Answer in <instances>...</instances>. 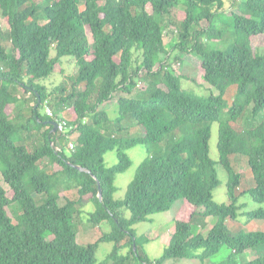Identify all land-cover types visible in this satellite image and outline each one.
Wrapping results in <instances>:
<instances>
[{
    "label": "trees",
    "instance_id": "16d2710c",
    "mask_svg": "<svg viewBox=\"0 0 264 264\" xmlns=\"http://www.w3.org/2000/svg\"><path fill=\"white\" fill-rule=\"evenodd\" d=\"M0 14L9 27L0 25V173L8 186L0 181V264H98L101 243L113 249L99 264H208L224 247L231 255L220 264H264V254L238 260L264 249V232L227 226L241 216L264 220V0H0ZM174 52L180 66H191L187 57L200 62L209 95L184 88L197 78L174 73ZM65 58L78 71L49 91L44 82ZM59 118L67 134L54 133L50 122ZM137 147L148 157L118 200L116 177L132 166L127 151ZM111 152L118 164L107 167ZM235 158L246 159L255 186L245 187ZM218 164L229 176V205L214 201ZM246 194L261 207L244 212ZM179 200L172 239L151 261L133 226ZM88 206L89 223L111 229L84 246L75 222ZM208 218L217 222L195 234L192 225Z\"/></svg>",
    "mask_w": 264,
    "mask_h": 264
},
{
    "label": "rangeland",
    "instance_id": "374dc122",
    "mask_svg": "<svg viewBox=\"0 0 264 264\" xmlns=\"http://www.w3.org/2000/svg\"><path fill=\"white\" fill-rule=\"evenodd\" d=\"M181 11H183V7H179L177 10H173L172 12V19L174 21H178L180 19ZM0 25L4 30H7L8 22L7 20L0 14ZM172 38L167 37L166 43H171ZM255 45L262 44V40H254ZM178 52L172 53V67L174 73L176 75H180L183 71L188 73V76L196 77L197 82H193L192 79L184 80V88L188 91H192L200 96L209 95L210 90L212 89L204 80L203 75L204 72L201 69L200 62L195 59L194 57H187L186 60L191 64V66H184L179 65L180 61L176 60L178 56ZM181 64V63H180ZM182 68V69H181ZM78 71V66L76 60L73 58H65L63 59V63L60 68H58V72L53 75L50 80L44 82V84L48 87L49 91H54L56 88L60 87L61 85L67 83L70 84L68 81V77L76 75ZM214 90V89H213ZM214 92H216L214 90ZM21 96L24 94L19 92ZM31 96H27L29 100ZM51 104V103H50ZM112 104V103H111ZM109 104V107L110 105ZM51 107H53L51 105ZM111 116L113 118L116 117V108L111 106L109 108ZM62 115L68 117V113L66 110H63L61 107L59 108ZM264 117V114L262 115ZM218 138H219V124L213 125V133L212 138L210 141V149H211V157L212 159L218 161L219 154H218ZM62 146H65V142H61ZM127 155L132 160V166L124 173L119 174L116 177L115 186L118 189L115 197L118 200H124L127 194L128 188L130 184L133 182L135 175L139 166L145 161L148 157V152L144 147H137L132 150L127 151ZM47 163V162H45ZM43 163V164H45ZM235 167L238 173L243 174L244 176V183L247 189L255 186V182L253 180L252 174L250 172L249 166L247 165V161L244 158H235L234 160ZM118 164L117 154L115 152L108 153L106 155V166L112 167ZM45 166V165H43ZM218 178L220 180L221 185L218 189L214 192V201L218 204L229 205V198L227 195V184L229 181V176L224 168L218 164L216 166ZM0 181L4 185L6 189L8 186L3 180V177L0 173ZM183 200H179L174 204L172 209L166 213L156 214L151 216V220L149 222L137 224L133 226V230L137 233L140 239V252L143 255H146L151 261L160 259L164 253L166 248L168 247L172 236L175 232V221L177 216L179 215L178 212L181 211L183 206ZM240 203L245 205L243 208L244 212H252L255 209H258L259 206L256 204L251 196L248 194L244 195ZM264 207V206H262ZM13 209H16L15 207ZM84 210L85 213L79 219H76L75 225L76 229L79 232L78 241L79 243L83 244L84 246L95 243L99 238L102 236V232H107L111 229V226L107 223L102 224L101 227H95L88 221L89 212L93 211L92 206H88ZM17 213V209L15 210ZM130 212L125 211V217L130 219ZM217 222V220L213 218L208 219H201V223L198 225H192V230L195 234H203L206 235L207 232L213 225ZM202 225V226H201ZM228 228L231 231H243L246 233L251 232H264V220L260 219H249L247 216H241L239 220L235 223H227ZM113 244L110 243H101L99 249L97 251V260L98 264L101 263L105 258L112 252ZM124 253H129L128 249L124 250ZM264 254V249L260 251L251 250L248 251L246 254L238 257L239 261L247 262L249 260H254L259 256ZM231 255L230 249L224 247L222 251L213 257L208 264H220L228 259ZM165 264H200L199 261L196 260H182V261H168Z\"/></svg>",
    "mask_w": 264,
    "mask_h": 264
},
{
    "label": "built area",
    "instance_id": "2783aa9c",
    "mask_svg": "<svg viewBox=\"0 0 264 264\" xmlns=\"http://www.w3.org/2000/svg\"><path fill=\"white\" fill-rule=\"evenodd\" d=\"M45 113L48 115V116H50V117H52L53 118V116L51 115V113H50V104L48 103V102H46L45 103ZM56 122L58 123V131L62 134H66V133H68L69 132V130H71V129H69V127H68V124H67V122L63 119V118H59V119H56ZM69 129V130H68ZM78 136H73V140L75 139V138H77ZM68 149L69 150H74L75 149V143L72 141V142H69V146H68ZM58 150H60V148H58Z\"/></svg>",
    "mask_w": 264,
    "mask_h": 264
},
{
    "label": "water",
    "instance_id": "95a60500",
    "mask_svg": "<svg viewBox=\"0 0 264 264\" xmlns=\"http://www.w3.org/2000/svg\"><path fill=\"white\" fill-rule=\"evenodd\" d=\"M39 103H41V102L39 101ZM50 124L54 127V133H57V131H58V123H57L56 121H52V122H50ZM74 167H75L76 169L82 171V172H87V173H89V174H92L91 171L86 170V169L83 168V167H80V166H77V165H74ZM102 197H103V192H102V189H101V185H100V183H99V198L102 200ZM135 250H136V247H135Z\"/></svg>",
    "mask_w": 264,
    "mask_h": 264
},
{
    "label": "bare ground",
    "instance_id": "6f19581e",
    "mask_svg": "<svg viewBox=\"0 0 264 264\" xmlns=\"http://www.w3.org/2000/svg\"><path fill=\"white\" fill-rule=\"evenodd\" d=\"M50 113H51V115L54 117L55 116V113H54V110H53V108L50 106ZM67 134V133H66Z\"/></svg>",
    "mask_w": 264,
    "mask_h": 264
},
{
    "label": "crops",
    "instance_id": "0c3cea01",
    "mask_svg": "<svg viewBox=\"0 0 264 264\" xmlns=\"http://www.w3.org/2000/svg\"><path fill=\"white\" fill-rule=\"evenodd\" d=\"M175 229V228H174Z\"/></svg>",
    "mask_w": 264,
    "mask_h": 264
}]
</instances>
